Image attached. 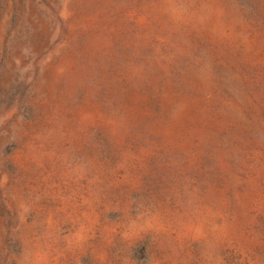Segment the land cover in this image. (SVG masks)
Wrapping results in <instances>:
<instances>
[{
    "label": "rangeland",
    "instance_id": "rangeland-1",
    "mask_svg": "<svg viewBox=\"0 0 264 264\" xmlns=\"http://www.w3.org/2000/svg\"><path fill=\"white\" fill-rule=\"evenodd\" d=\"M0 264H264V0H0Z\"/></svg>",
    "mask_w": 264,
    "mask_h": 264
}]
</instances>
